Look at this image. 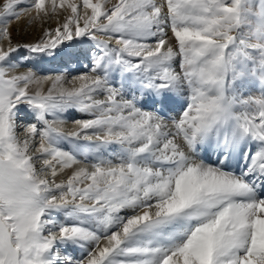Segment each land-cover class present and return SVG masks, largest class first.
Instances as JSON below:
<instances>
[{"label":"snow or ice","instance_id":"obj_1","mask_svg":"<svg viewBox=\"0 0 264 264\" xmlns=\"http://www.w3.org/2000/svg\"><path fill=\"white\" fill-rule=\"evenodd\" d=\"M0 264H264V0H0Z\"/></svg>","mask_w":264,"mask_h":264},{"label":"rangeland","instance_id":"obj_2","mask_svg":"<svg viewBox=\"0 0 264 264\" xmlns=\"http://www.w3.org/2000/svg\"><path fill=\"white\" fill-rule=\"evenodd\" d=\"M53 27L55 26L54 25V23H53V25H52ZM33 31V32H32ZM13 32H14V37H15V39H17V40H22V41H25V42H30V41H32V35L35 33L36 34V37L38 38V36L40 35V31H39V29H36V30H31V31H27L25 34H21V35H16V33H17V27L16 26H14L13 27ZM36 38V39H37ZM35 39H33V41H34ZM76 65L75 64H73L72 65V67H75ZM46 67H48V68H54L55 67V65H47Z\"/></svg>","mask_w":264,"mask_h":264},{"label":"bare ground","instance_id":"obj_3","mask_svg":"<svg viewBox=\"0 0 264 264\" xmlns=\"http://www.w3.org/2000/svg\"><path fill=\"white\" fill-rule=\"evenodd\" d=\"M32 32H33V31H32ZM36 38H37V37H36V34L34 33V34L32 35V38H31V39H32V41H33V39H36ZM73 64H75V63L73 62ZM73 64H72V65H73Z\"/></svg>","mask_w":264,"mask_h":264}]
</instances>
